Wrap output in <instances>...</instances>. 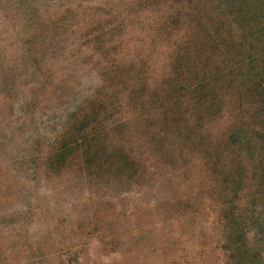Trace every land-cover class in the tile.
Returning <instances> with one entry per match:
<instances>
[{"label":"rangeland","instance_id":"obj_1","mask_svg":"<svg viewBox=\"0 0 264 264\" xmlns=\"http://www.w3.org/2000/svg\"><path fill=\"white\" fill-rule=\"evenodd\" d=\"M222 16L242 29L264 23V0H0V264H231L222 249L226 186L212 157L236 116L250 124L263 109L231 100L229 55L202 51ZM244 32L245 43L257 34ZM248 70L264 79L248 67L235 71L237 84L252 81ZM209 76L224 95L222 116L192 142L182 130L165 135L159 96L185 89L180 108L191 113L199 95L190 87ZM101 94L117 113L106 146L125 163L115 173L78 161L49 171L54 140Z\"/></svg>","mask_w":264,"mask_h":264},{"label":"trees","instance_id":"obj_2","mask_svg":"<svg viewBox=\"0 0 264 264\" xmlns=\"http://www.w3.org/2000/svg\"><path fill=\"white\" fill-rule=\"evenodd\" d=\"M251 13L255 19L257 13L253 11ZM244 16L243 14L238 17L244 21L246 20ZM217 18L219 22H222L221 27L213 30L211 23L209 24V29L204 33L207 37L200 41L202 51L213 49L219 51L222 56L229 55L231 58L230 68L228 67V72H231L229 85H232V90H236L234 93L231 91V100L233 101L234 97L237 100L242 97L251 98L254 100L252 105L263 109L260 112L254 111L255 121L250 124L246 117L236 116L224 140V148L212 157L214 171L222 178L219 181L226 186L222 190L225 202L221 205L224 224L222 249L231 264H264V79L261 76L252 75L248 70V74L253 77L252 81L237 84V77L235 78L234 75L236 70L238 72L248 67L253 72L257 69L264 72V23L260 22L254 26L246 25L242 29L240 28L242 23L229 20L225 16ZM199 20L201 22L202 17ZM247 27L249 29H246ZM253 28L258 36L254 34L253 38L246 40L247 43L243 42L242 34H247L244 31H250ZM206 39L210 48L205 44ZM238 48L242 50L243 55L244 49L250 50V55L244 59L235 57L231 50L238 52L236 51ZM178 55L182 54L179 52ZM246 74L244 72L242 75L246 76ZM234 78L236 85H234ZM212 79L214 77H203L190 87L199 95L191 113L180 108L182 104L180 93L185 89L180 88L178 93H171L172 90H169L161 98L159 96V100L162 99L164 103H167L163 121L165 135L175 134L176 136L182 130L185 135L184 141L192 142L196 140L197 129H202L206 121L222 116L224 95L219 96L209 88L208 83ZM204 83L202 90L199 87ZM228 89L230 91V87ZM138 95L140 100L146 99L147 88L143 86ZM138 95L135 92L133 97ZM105 98L106 96L101 94L87 102L80 110L84 109L85 112L80 122L77 120L73 123L69 122L63 129V136L59 140H54L47 152L49 171L61 173L69 165L76 163L75 161L98 173L104 171L115 173L122 167L125 163L123 154L113 152L106 146V133L112 126L109 123L108 127L107 121L109 117L117 113L114 112L108 98ZM155 106L156 103L151 102L148 110H152ZM240 109L241 105L238 109L233 108L235 112ZM258 119L260 124L257 122ZM207 148L211 153V145ZM223 158L227 162L224 163ZM131 161L134 166L139 165L140 162L136 157L131 158ZM228 162L230 166L227 167Z\"/></svg>","mask_w":264,"mask_h":264}]
</instances>
